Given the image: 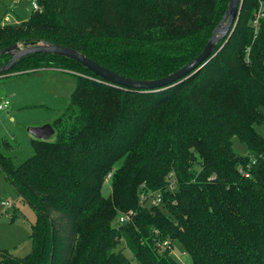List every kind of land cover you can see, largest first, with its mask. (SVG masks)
I'll list each match as a JSON object with an SVG mask.
<instances>
[{
  "label": "trees",
  "instance_id": "trees-1",
  "mask_svg": "<svg viewBox=\"0 0 264 264\" xmlns=\"http://www.w3.org/2000/svg\"><path fill=\"white\" fill-rule=\"evenodd\" d=\"M35 1L26 20L0 23V49L63 45L150 80L195 59L229 0ZM257 4L243 0L222 48L165 89H120L52 53L23 56L1 74L62 70L76 83L50 124L54 142L32 140L33 154L18 165L0 154V170L35 210L30 252L0 250V264H183L156 253L154 230L178 241L189 264H264V135L255 130L264 125V19L254 38L250 26ZM10 57L0 55V66ZM233 137L247 154L234 151ZM140 191L161 193L162 204L143 206ZM129 210L131 220L117 224ZM121 241L131 257L116 249Z\"/></svg>",
  "mask_w": 264,
  "mask_h": 264
},
{
  "label": "rangeland",
  "instance_id": "rangeland-1",
  "mask_svg": "<svg viewBox=\"0 0 264 264\" xmlns=\"http://www.w3.org/2000/svg\"><path fill=\"white\" fill-rule=\"evenodd\" d=\"M32 10L31 0H0V23L13 24L26 20ZM75 83L76 76L72 73L53 69L0 75V103L8 101L7 107L0 110V154L9 156L15 165L29 158L34 152L32 140L36 138L28 132V128L54 122L69 103ZM255 130L264 135V125L255 126ZM56 139L53 132L45 140L54 142ZM231 143L239 155L247 154L248 147L237 137H233ZM109 184L103 186L104 195L110 192ZM2 200L11 206L8 209L0 207V250L21 258L31 249L30 234L35 210L0 170ZM174 245L173 258L189 264L188 254L180 256V243L174 241ZM116 249L122 250L128 257L132 256L124 241L119 242Z\"/></svg>",
  "mask_w": 264,
  "mask_h": 264
},
{
  "label": "water",
  "instance_id": "water-1",
  "mask_svg": "<svg viewBox=\"0 0 264 264\" xmlns=\"http://www.w3.org/2000/svg\"><path fill=\"white\" fill-rule=\"evenodd\" d=\"M242 0H229L227 8L221 20L215 26L211 36L203 50L195 56V59L180 67L172 74L166 75L159 79L138 80L126 78L110 71L108 68L101 66L96 61L85 57L80 52L63 45L51 43L32 44L20 47L17 44L0 49V55L9 54L10 60L3 66H0V75L9 70L12 65L21 57L32 53H52L58 56H64L76 60L82 64L88 71L101 78L103 82L115 85L118 88L138 90L140 92H151L154 90L165 89L167 86L180 82L196 73L205 63L210 61L212 56L222 48L226 40L230 37L235 29L240 14ZM223 41L219 49L215 50L217 44ZM28 132L38 140H45L54 129L50 124L28 128Z\"/></svg>",
  "mask_w": 264,
  "mask_h": 264
},
{
  "label": "built area",
  "instance_id": "built-area-1",
  "mask_svg": "<svg viewBox=\"0 0 264 264\" xmlns=\"http://www.w3.org/2000/svg\"><path fill=\"white\" fill-rule=\"evenodd\" d=\"M31 6L33 10L38 9V5L35 0H31ZM263 19H264V0H258L257 8L254 10V14L250 22V26L253 29V38L257 35L258 30L260 28L259 24ZM7 105H8L7 100H4L3 102H1L0 110L6 108ZM109 177H110V173H108V175L104 178L105 184H108ZM166 178L168 181L166 191L167 192L170 191L171 193H173L174 189L176 188L175 178L172 173H169ZM138 194L140 197L141 204L146 207L159 205V204H162L163 202V197L161 196V193L157 191L147 192V193L140 191ZM10 206L11 205L6 200L0 201V207L8 209L10 208ZM133 215H134V212L132 210L124 211L123 213H119L115 222L117 224H124V222L130 221ZM154 233H155V236H154L153 247L156 253L163 254L164 252H167L169 253V255L172 253L174 254V251H173V247L175 246L174 242L170 238L161 239L158 236V232L156 230H154ZM181 253L182 255L180 256L185 255L184 251H182ZM131 264H134V263H131Z\"/></svg>",
  "mask_w": 264,
  "mask_h": 264
},
{
  "label": "crops",
  "instance_id": "crops-1",
  "mask_svg": "<svg viewBox=\"0 0 264 264\" xmlns=\"http://www.w3.org/2000/svg\"><path fill=\"white\" fill-rule=\"evenodd\" d=\"M19 22V21H18ZM47 121H45L44 123H46ZM37 127V126H36Z\"/></svg>",
  "mask_w": 264,
  "mask_h": 264
}]
</instances>
